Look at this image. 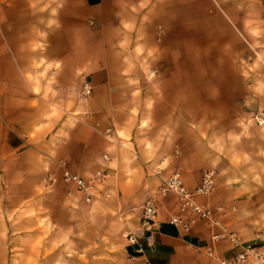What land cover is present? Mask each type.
<instances>
[{
  "label": "crops",
  "instance_id": "obj_1",
  "mask_svg": "<svg viewBox=\"0 0 264 264\" xmlns=\"http://www.w3.org/2000/svg\"><path fill=\"white\" fill-rule=\"evenodd\" d=\"M6 1L7 17L5 22L0 20V28L6 27L7 44L3 46L0 33V94L5 92L9 100L23 82L24 72L17 66L21 52L10 35L11 27L21 26L29 27V40L44 28L48 49L43 54L54 63L59 81L64 76L68 77L64 81L92 87L89 100L75 105L83 107V115L76 116L72 106L70 115L61 116L46 132L38 148L44 169L58 172V159H65L70 170L85 178L98 169L99 154L108 151L112 156L108 167L151 171L168 154L169 169L178 168L189 188L200 182L206 169H214L218 173L212 193L197 200L214 210L222 206L224 224L233 232L247 233L245 240L259 243L255 250L264 253V130L253 135L237 117L228 136L227 158L218 150V132L212 125L222 122V112L228 108L249 104L255 93L239 66L248 54H260L255 42L264 43V33L261 39L255 38L254 24L248 21V11L255 6L252 0H236L230 6L223 0H215L217 6L212 0H53L49 8L41 9L39 0ZM15 12L27 13L28 19L16 18ZM152 59L160 63L149 68L146 63ZM151 75H160L159 81ZM8 100L7 116L14 115L17 105L11 108ZM145 121L148 129L142 128ZM131 122L128 133L126 125ZM9 123L20 124L15 119ZM159 123H171L175 133L156 148ZM191 124L200 125L195 130ZM120 132L129 140H122ZM30 154L25 150L22 156ZM125 156L133 157L132 164L123 161ZM157 179L148 180L155 185ZM126 185L122 177V186ZM148 199L140 196L131 203L142 209ZM154 201L159 219L153 229L155 241L152 246L146 243L147 233L140 229V217L136 218L129 233L137 237V243H127L123 264H213L210 247L219 257L230 258L248 245L229 240L213 244V230L190 213L186 214L191 220L188 231L172 224L171 217L180 213L173 193ZM254 218H261V228L255 226ZM140 244L143 253L137 252ZM131 257L135 259L130 261ZM243 264L260 262L250 257Z\"/></svg>",
  "mask_w": 264,
  "mask_h": 264
},
{
  "label": "rangeland",
  "instance_id": "obj_2",
  "mask_svg": "<svg viewBox=\"0 0 264 264\" xmlns=\"http://www.w3.org/2000/svg\"><path fill=\"white\" fill-rule=\"evenodd\" d=\"M238 1L242 3L245 0ZM252 1L255 6L248 11V21L254 24L253 36L261 39L264 33V10L261 8L264 0ZM212 2L217 6L215 0ZM223 2L230 6L235 5L236 0ZM256 3L260 6H256ZM38 4L40 9L49 8L53 0H39ZM6 6L7 1L0 0L2 22L7 17ZM35 9L33 16L37 19V7ZM176 12L174 9L173 14L176 15ZM15 16L28 19L27 13L23 16L15 12ZM184 18L187 20L188 16ZM0 29L5 47L6 27ZM43 29L32 41L29 40V27L10 29L11 39L16 41L15 46L21 52L17 66L24 74L20 76L23 82L13 92V97L8 100L5 92L0 94V264H123L130 226L136 218L140 217L141 220L142 209L131 202H137L140 196L153 200L163 196L161 188L174 172L169 169V155H162L155 170L139 172L130 167L118 171L117 168L108 167L112 156L108 151H102L99 154L98 169L85 175L87 179L93 178L99 171L106 175L95 184L91 195L76 190L73 183L65 180L64 170L69 169L65 159H58V172L51 168L44 169L38 148L42 146L46 132L51 130L61 116L68 117L72 106L76 116L83 115V107L76 108L75 105L87 102L92 92L90 95L83 93L87 83L75 85L64 81L68 79L64 76L62 82L58 80L52 69L54 63L43 54L48 49V36L44 35ZM254 46L260 54H248L239 65L247 82L254 84L253 99L242 108H228L227 113L222 112V122L212 124L218 132V150L227 158L230 150L228 136L235 128L234 120L237 117H241L242 127L253 135H260L264 130V126L252 120L255 112L264 110V43L255 42ZM157 61L149 60L146 65L149 68L156 67ZM159 77L151 75L154 81H159ZM6 100L11 108L16 107L14 115L7 116ZM12 119L20 124H10ZM141 125L144 129L150 126L146 121ZM198 125L191 124V128L196 130ZM126 127L130 133L133 122ZM173 132L171 123H159L155 129V147L160 148L159 143ZM119 136L122 140H129V136L125 137L122 132ZM112 144H116V141ZM25 150L31 151V154L22 156ZM123 161L132 164L133 157L125 156ZM214 171L217 177L218 172ZM151 176L158 178L155 185L148 180ZM122 177H125L126 186H122ZM254 223L259 228L263 226L261 218H254ZM235 233L239 242H245L247 247L255 248L259 245L246 241L247 233Z\"/></svg>",
  "mask_w": 264,
  "mask_h": 264
},
{
  "label": "built area",
  "instance_id": "obj_3",
  "mask_svg": "<svg viewBox=\"0 0 264 264\" xmlns=\"http://www.w3.org/2000/svg\"><path fill=\"white\" fill-rule=\"evenodd\" d=\"M91 92L92 87L86 84L83 93L85 95H90ZM254 118L258 125H264L263 113H257ZM107 134L110 135V130H108ZM105 176L104 172L99 171L96 176L87 179L71 172L69 169L64 170L65 180L73 183L78 190L88 192L89 195L93 192L95 184L100 182ZM215 179V171L213 169H206L202 174L200 182L194 188H189L184 184L181 172L178 170L174 171L161 188V193L163 195L173 193L179 201L180 213L172 216L170 222L188 231L191 227V220L186 217V214L190 213L203 220L205 224L213 230L211 235L213 244L222 240H229L234 244H239L240 242L237 234L224 224L220 216L224 208L219 206L214 210L209 205L197 200L198 197H208L212 193L215 187ZM88 200H90V198H88ZM158 224V207L153 199H148L142 206L140 229L144 233H147L145 234V240L150 246H152L155 241L153 229ZM127 237L130 244L137 243V237L134 234L129 233ZM143 250V245L140 244L137 252L143 253ZM208 253L214 260L213 264H243L250 257L255 258L260 264H264V253L256 251L255 248L250 246L230 258L219 257L212 247L208 249ZM134 259V257H131L130 261Z\"/></svg>",
  "mask_w": 264,
  "mask_h": 264
}]
</instances>
